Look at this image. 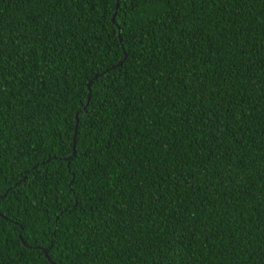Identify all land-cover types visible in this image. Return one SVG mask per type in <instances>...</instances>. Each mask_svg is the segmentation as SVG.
Masks as SVG:
<instances>
[{"label":"trees","instance_id":"1","mask_svg":"<svg viewBox=\"0 0 264 264\" xmlns=\"http://www.w3.org/2000/svg\"><path fill=\"white\" fill-rule=\"evenodd\" d=\"M94 3L0 0V264H264V0Z\"/></svg>","mask_w":264,"mask_h":264},{"label":"snow or ice","instance_id":"2","mask_svg":"<svg viewBox=\"0 0 264 264\" xmlns=\"http://www.w3.org/2000/svg\"><path fill=\"white\" fill-rule=\"evenodd\" d=\"M110 0H95V3L93 5V7H95L96 5H100L103 7H107L109 4ZM143 2H156V0H112L113 3V7L117 10V11H122L123 9H121V4L123 5V7L129 8V7H134L137 3H143ZM126 14V13H125ZM123 59H127V54L125 53V56L123 57ZM123 62V60L121 61ZM89 91H90V87H89ZM89 102H91V96L88 97ZM101 106H103L101 104ZM87 112V106H84L80 109V113L83 114ZM88 119H91V116L88 117ZM80 121H79V116H77V126L79 127Z\"/></svg>","mask_w":264,"mask_h":264},{"label":"water","instance_id":"3","mask_svg":"<svg viewBox=\"0 0 264 264\" xmlns=\"http://www.w3.org/2000/svg\"><path fill=\"white\" fill-rule=\"evenodd\" d=\"M120 36V35H119ZM120 39V38H119ZM97 76V74L96 75H94V77H96ZM87 87L89 88V82L87 83ZM90 96V91L88 92V96H87V99H86V102H85V106L87 105V103H88V97ZM76 127H77V114L75 115V125H74V128H75V130H76ZM73 143H74V137H73ZM48 259V258H47ZM49 260V259H48ZM52 263V262H51Z\"/></svg>","mask_w":264,"mask_h":264}]
</instances>
